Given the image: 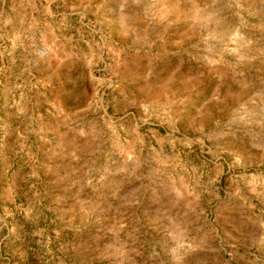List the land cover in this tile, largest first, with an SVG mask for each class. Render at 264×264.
<instances>
[{"label":"rangeland","instance_id":"rangeland-1","mask_svg":"<svg viewBox=\"0 0 264 264\" xmlns=\"http://www.w3.org/2000/svg\"><path fill=\"white\" fill-rule=\"evenodd\" d=\"M0 264H264V0H0Z\"/></svg>","mask_w":264,"mask_h":264}]
</instances>
